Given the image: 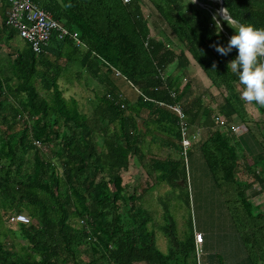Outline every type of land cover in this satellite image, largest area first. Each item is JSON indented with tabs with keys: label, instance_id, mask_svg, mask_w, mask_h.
Wrapping results in <instances>:
<instances>
[{
	"label": "trees",
	"instance_id": "1",
	"mask_svg": "<svg viewBox=\"0 0 264 264\" xmlns=\"http://www.w3.org/2000/svg\"><path fill=\"white\" fill-rule=\"evenodd\" d=\"M31 1L77 32L85 49L53 36L39 54L26 42L0 56L5 61L0 64V220L23 208L31 222L19 231L34 252L18 255L0 242V264H194L192 232L180 241L173 219L166 217L168 248L162 252L138 185L130 188L124 176L133 157L141 162L153 152L165 153L150 159L156 179L171 187L185 185L177 117L157 102L183 100L191 84L180 88L181 76L192 63L223 96L217 114L227 121L248 122L247 102L239 91L243 85L229 65L236 51L221 55L210 46L227 45L234 29L221 21L229 26L228 37L193 0H147L166 29L148 22L141 0ZM0 3L4 9L5 0ZM223 4L238 23L264 28V0ZM12 29L5 11L1 35L8 33V39L15 40L18 35ZM99 57L138 89L141 95L135 103L120 97ZM73 62L80 64L79 78L84 74L104 88L92 103L90 117L80 111L76 99L64 97L58 84ZM172 66L177 74L167 77ZM183 110L189 125H201L210 113L200 97ZM233 136L216 126L200 152L241 235L246 264H264V215L248 201L237 178ZM146 137L150 140L144 152ZM35 140L47 150L37 149ZM259 146L264 149V136ZM262 160H254L253 167ZM78 247L90 251L88 260Z\"/></svg>",
	"mask_w": 264,
	"mask_h": 264
},
{
	"label": "rangeland",
	"instance_id": "2",
	"mask_svg": "<svg viewBox=\"0 0 264 264\" xmlns=\"http://www.w3.org/2000/svg\"><path fill=\"white\" fill-rule=\"evenodd\" d=\"M143 12L145 15V18L148 20L149 23L156 22L161 23L160 18L155 12L154 8L148 3L147 0H141ZM196 6H198L200 9H202L203 13L206 14V18L211 16V19H213V16L215 15L216 19H213L215 22L218 23V26L221 27V30L228 36L229 32L227 28L229 27L226 24H222L221 21H223L217 12V8L219 6L218 2L215 0H197V3H195ZM2 4L0 3V10ZM7 6V5H6ZM2 12L0 11V56H3V58L10 53V51L13 48H16L17 45L19 47H22L26 44V41L22 38H19L18 36L15 37V40L8 39V33H5L4 36L1 35L2 30ZM4 14V12H3ZM158 23V27L161 29H166L164 25H161ZM224 27V28H223ZM14 30V29H12ZM166 32V31H164ZM155 33V32H154ZM153 33V34H154ZM158 36L157 34H155ZM230 36V35H229ZM228 36V37H229ZM5 63V61L2 59L0 61V64ZM81 72V67L79 62H73L66 66L64 69L63 75L60 77L58 84L60 89L63 91L65 98H74L77 100L79 109L82 113L88 115L90 117L92 112V103L95 99V97L101 96V94L104 93V88L102 85H99L97 81H94L92 79H88L84 74L81 78L78 77V73ZM200 75H204L202 72H200ZM111 78H113L116 81H121L120 89H121V95L122 98L129 104L135 103L138 98V92L131 87L127 81L121 79H117L112 74L110 75ZM186 76H183V79ZM187 78V77H186ZM194 78H198V75L195 74ZM198 88H201V92H203L205 87L202 85V82L198 83ZM239 91L242 92V89L239 88ZM216 100L211 101L209 97L206 98L207 104L211 107V103H214V108H210V110L215 111L213 114H217V109L222 105L223 102V96L221 93H218L214 96ZM247 109H250L249 113L250 115H253V117H259V119L264 120V110L262 109V106L259 104L252 105V103L247 102L245 105ZM262 109V110H261ZM29 116L23 115V118L26 119ZM212 119V115H211ZM234 123H241L240 120L235 118ZM250 121V120H249ZM248 121V122H249ZM141 124V123H140ZM209 124L211 127L215 126L214 121L208 120L205 123V126ZM105 123H101V127L104 126ZM248 127V126H247ZM205 130V129H204ZM203 132V130H202ZM202 134V133H201ZM205 135V131L203 133ZM202 134V136H204ZM36 141V140H35ZM33 141V145L34 142ZM143 143H141V148L145 152L146 151V145L148 142H145V139H143ZM40 142V141H37ZM43 145L46 146L43 142H41ZM35 146V145H34ZM36 147V146H35ZM37 148V147H36ZM38 149V148H37ZM47 150V147H46ZM169 151H173L170 150ZM147 157L143 159L140 163L136 162L138 172L136 171L133 176H124L125 183H128L127 185L130 186V188L134 187L136 184L138 185V191L145 190L147 185H152L151 190L147 192L141 199L142 205L145 207L147 211H149L153 216V229L155 231L156 236V244L158 248L162 251H166L168 248V242L164 236V227L169 224L168 219L166 217L170 216L173 220L172 222L175 224V230L178 236H176L180 241L189 238L188 235L191 234L192 229L198 228L202 230H207L208 232L211 229L210 224H204L201 222L199 217L197 216V219L194 216V213L191 209L194 205L198 204L199 202H202L204 200L210 201V191L208 189L199 190L196 185L195 189L191 190V187L187 184L184 186H174L172 188L168 189V192H164V189L168 186H166V183L158 182L156 179L155 173H153L152 167L150 166V159L154 158V156L162 158L164 157V153H151L150 155H146ZM140 164V166H139ZM186 167V162H185ZM182 169V174L185 176V170L186 168ZM127 177V178H126ZM22 212L27 214V212L21 208ZM13 213V212H11ZM20 213V212H18ZM15 214V213H13ZM3 214L0 220V242L5 246L7 250H10L11 252H14L18 255L26 256L27 254H34L33 250H29L30 246H28L26 240L23 236H21L19 228L21 224L16 223L14 221H9L10 218L6 217ZM11 216V215H9ZM81 224V222H80ZM214 231V229H213ZM76 250H78L81 253V257L83 260H88L90 258V251L85 250L83 247H78Z\"/></svg>",
	"mask_w": 264,
	"mask_h": 264
},
{
	"label": "crops",
	"instance_id": "3",
	"mask_svg": "<svg viewBox=\"0 0 264 264\" xmlns=\"http://www.w3.org/2000/svg\"><path fill=\"white\" fill-rule=\"evenodd\" d=\"M0 11L2 12V17L3 15L5 16L6 7L4 9H1ZM174 67L175 66H172L167 71V74L171 77L177 74ZM200 72L202 71L193 63L187 70L184 71V76H186L187 78L184 77L183 79V76H181L180 88L184 86L185 82H189L191 84V90L186 94L183 100H181L180 104L184 107L194 98L200 97L203 100L204 106L210 110V108H214L213 102L214 100H216L214 96L218 94V91L211 87L210 82L206 79L205 76L203 78V76L200 75ZM195 74L198 75V78H194ZM109 79L121 94V81H116L110 76ZM200 82H202V85L205 87V90L203 92H201V88H198V83ZM207 97H209L210 100L213 101L211 103V107L206 102ZM255 104L257 105V103L255 102L252 103V105ZM260 106H262V109L264 110V105ZM249 111L250 109L246 108V112L250 117V121L248 120L249 122L246 123L249 131L240 137L233 136L239 165L237 178L241 183V186L245 188V194L248 201L252 204V206H254L257 212L264 215V160H262V163H260L256 168L253 167L254 160L258 159L259 157H262L263 159L264 157V149H261L259 146V144L263 142L264 120L259 119V117H253V115H250ZM213 113H215L214 109L210 110V113L207 114L202 124L195 125L203 130L202 134L205 131V135L203 134L204 136H202L201 134L199 142L192 145L191 149L189 150L184 176L185 184H187L189 188L191 187V190L195 189V185L199 190H211L210 201L204 200L196 205H194L193 202V206L191 207V209L196 219L198 216L202 223L210 224L212 227L209 232L208 229L202 230L198 229L197 227L192 229L191 238L194 244V231L202 234V248L206 253L210 255L214 254L216 256L214 264H246V249L241 235H239L236 227L234 226L230 212L225 206L219 189L214 183V180L212 179V176L207 169L200 152L201 143L206 140L209 133L213 130V128H215V126L211 127L209 124L204 127L205 123L208 120L214 121L213 119H211V115ZM256 122L259 124L256 125ZM144 139L145 142H149L150 140L149 137H146ZM135 160L136 162L140 163L136 157H133L131 159L130 169L125 174V176H133L136 171L138 172ZM256 176L257 178H255ZM151 187L152 185L150 186L149 190H151ZM169 188L172 187L168 185L164 189V192H168ZM149 190L147 189V192H149ZM145 191L139 190L138 192H140L142 196H144L147 193ZM138 192L137 194H139Z\"/></svg>",
	"mask_w": 264,
	"mask_h": 264
},
{
	"label": "built area",
	"instance_id": "4",
	"mask_svg": "<svg viewBox=\"0 0 264 264\" xmlns=\"http://www.w3.org/2000/svg\"><path fill=\"white\" fill-rule=\"evenodd\" d=\"M6 2V23L8 26L13 28L17 35L24 39L31 50L35 54H39L42 47L46 46L53 36H56L60 40H69L80 49H85V44L80 40L79 35L75 31H70L59 22L55 21L51 15L45 12L35 2L31 0H5ZM127 3L128 0H124ZM99 61L103 64V69L111 71L112 76L127 81L120 72L110 66V64L99 57ZM168 77V74H166ZM165 76V77H166ZM128 82V81H127ZM128 84L133 87L138 95L141 93L135 88L132 83ZM174 96L173 94L171 95ZM122 98V96H120ZM145 99H147L145 97ZM160 106H164L169 109L177 117V131L179 132L180 140L178 144L181 148V156L183 157L184 163L187 165V155L192 145L199 142L202 130L195 126L189 125L184 117L183 106L180 103L177 104H164L158 103ZM29 118V117H28ZM212 119L214 120L215 127L222 129H228L236 136L240 137L246 134L249 129L245 123H234V121H227L221 115L215 114ZM34 145L43 151H46V146L41 142H34ZM173 150L172 147L169 148ZM9 221H14L21 225L29 224L31 218L25 213H15L10 216ZM83 221H81V224ZM194 264H214L216 256L206 253L202 248L203 237L202 234L194 231Z\"/></svg>",
	"mask_w": 264,
	"mask_h": 264
},
{
	"label": "clouds",
	"instance_id": "5",
	"mask_svg": "<svg viewBox=\"0 0 264 264\" xmlns=\"http://www.w3.org/2000/svg\"><path fill=\"white\" fill-rule=\"evenodd\" d=\"M225 9L220 10V15L234 29V34L227 45L214 43L210 46L221 55L236 51L229 65L243 85L241 99L264 105V28L240 24ZM213 19H216L215 15Z\"/></svg>",
	"mask_w": 264,
	"mask_h": 264
},
{
	"label": "water",
	"instance_id": "6",
	"mask_svg": "<svg viewBox=\"0 0 264 264\" xmlns=\"http://www.w3.org/2000/svg\"><path fill=\"white\" fill-rule=\"evenodd\" d=\"M215 1H217L218 4H219V6H218V8H217V12H218L219 17H220L223 21H225V20L222 18V16L220 15V10H221V9H225L224 4H223V0H215ZM194 3H197V0H194ZM225 10H226V9H225ZM179 184H180V185H183L182 182H179Z\"/></svg>",
	"mask_w": 264,
	"mask_h": 264
}]
</instances>
